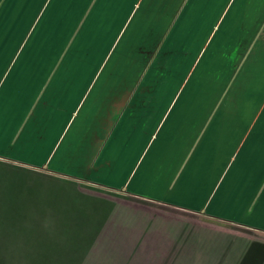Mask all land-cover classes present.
I'll return each instance as SVG.
<instances>
[{
    "label": "crops",
    "instance_id": "crops-1",
    "mask_svg": "<svg viewBox=\"0 0 264 264\" xmlns=\"http://www.w3.org/2000/svg\"><path fill=\"white\" fill-rule=\"evenodd\" d=\"M0 160L264 232V0H0Z\"/></svg>",
    "mask_w": 264,
    "mask_h": 264
},
{
    "label": "rangeland",
    "instance_id": "rangeland-1",
    "mask_svg": "<svg viewBox=\"0 0 264 264\" xmlns=\"http://www.w3.org/2000/svg\"><path fill=\"white\" fill-rule=\"evenodd\" d=\"M0 264H264V232L0 160Z\"/></svg>",
    "mask_w": 264,
    "mask_h": 264
}]
</instances>
